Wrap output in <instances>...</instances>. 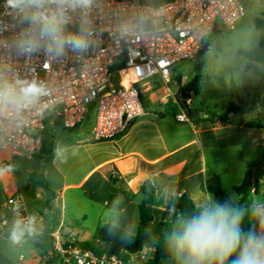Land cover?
I'll use <instances>...</instances> for the list:
<instances>
[{
	"label": "crops",
	"instance_id": "1",
	"mask_svg": "<svg viewBox=\"0 0 264 264\" xmlns=\"http://www.w3.org/2000/svg\"><path fill=\"white\" fill-rule=\"evenodd\" d=\"M170 81L162 83V88L169 90ZM151 82L142 87L148 85L150 90ZM142 87L140 93L145 100L153 101L154 92L145 96ZM261 92L264 95V84ZM146 108L122 133L102 141L92 140L93 121L89 119L74 129H64L53 121L42 138V147L50 151L42 168L43 179L55 193L47 205L43 187L31 179L37 167L35 160L23 152L0 149V166L15 165L12 173L0 178V220L5 214L7 197L18 193L25 214H40L44 232L53 238V245L91 242L106 249L98 232L105 209L117 196L124 198L126 214L137 225L138 205L145 201L152 216L150 229L155 233L165 228L162 223L167 220V200L161 185L173 184L177 196L185 194L194 203L196 198L207 195L203 184L210 175H218L222 188L229 194L228 189L236 193L234 187L250 171L253 188L243 203L264 200V128L221 125L206 120L203 110L206 116L199 120L178 122L175 114L185 112L180 106L181 110L173 113L164 106L160 111ZM57 149L61 153L59 158L55 155ZM107 173L119 179L121 191L108 180ZM149 174L156 178L152 186L147 183ZM244 227H249L247 220ZM158 252L162 250L146 248L124 264H152ZM42 262L40 249L33 241L14 247L1 233L0 264Z\"/></svg>",
	"mask_w": 264,
	"mask_h": 264
},
{
	"label": "clouds",
	"instance_id": "2",
	"mask_svg": "<svg viewBox=\"0 0 264 264\" xmlns=\"http://www.w3.org/2000/svg\"><path fill=\"white\" fill-rule=\"evenodd\" d=\"M94 4L95 0H3L0 35L10 33L9 44L17 57L39 54L58 61L72 53L82 58L94 43ZM257 43L249 30L238 38L223 37L218 44L206 40L201 78L233 93L264 84V57L255 63L250 58ZM48 95L49 89L36 79L0 69V129L25 125L32 111L42 114L46 109L42 98ZM55 155L59 158L60 150ZM14 170L13 164L0 166V178ZM147 183L154 185L156 178L149 174ZM160 188L167 200L166 227L160 233L147 228L144 236L145 247L162 250V264H264V200L241 203L238 193H230L221 201L208 191L195 199L191 210H180L175 186ZM12 211L5 237L11 246L43 234L39 213L22 214L15 203ZM246 220L249 227H244ZM102 227L112 240L125 244L135 240L138 225L128 218L122 196L105 209Z\"/></svg>",
	"mask_w": 264,
	"mask_h": 264
},
{
	"label": "built area",
	"instance_id": "3",
	"mask_svg": "<svg viewBox=\"0 0 264 264\" xmlns=\"http://www.w3.org/2000/svg\"><path fill=\"white\" fill-rule=\"evenodd\" d=\"M244 15L245 9L238 0H164L152 5L131 0H95L91 49L82 58L68 53L58 61L39 54L17 57L9 44L10 33L0 35V69L36 79L49 89V95L42 98L46 105L42 114L32 111L25 125H5L0 129V149L28 155L39 151L44 113L49 108L56 109L55 121L64 129L78 127L94 110L92 140L114 138L143 114L139 98L143 84L155 78L164 85L169 83L173 69L194 60L202 50L204 36L220 28H233ZM175 119L190 122L183 111L176 113ZM14 203L25 214L18 193L7 197L0 220L1 233L8 223L7 215L13 217ZM135 257L131 255V259ZM47 259L50 264H124L115 255H98L71 242L56 243Z\"/></svg>",
	"mask_w": 264,
	"mask_h": 264
},
{
	"label": "trees",
	"instance_id": "4",
	"mask_svg": "<svg viewBox=\"0 0 264 264\" xmlns=\"http://www.w3.org/2000/svg\"><path fill=\"white\" fill-rule=\"evenodd\" d=\"M201 52V51H200ZM199 52V53H200ZM264 57V33L254 51L250 54V58L253 62H257L258 58ZM260 84L255 86H248L246 91L243 92V95L238 96L237 102H228L226 110L222 114L216 113V111L209 112V102L213 100H219L223 98H227L231 95V91L225 88L222 84L218 85L216 88L209 86L205 83L200 82L199 77L194 75L193 78L186 84L185 87H179V98L180 92L186 89V95L188 100H192L193 97H198L197 107L200 110L206 112L207 117L206 120L211 122H216L221 125H238L246 128H264V110H257L256 108L264 106V95L259 90ZM239 93V92H238ZM237 93V94H238ZM139 98L143 108H146V100L144 96L140 93ZM178 105L181 109L185 111V113L190 117L188 110L183 105L182 101L177 100ZM247 111L255 112L256 114L263 113L262 117H257L256 119L243 117V114ZM192 121L199 120V117L190 118ZM50 151L41 146L40 150L36 153L30 155L36 162L37 167L31 174L32 182L35 185H39L43 187L46 193V201L47 205L49 200L55 196V193L48 189L47 185L43 179L42 168L44 164L49 159ZM108 180L115 185L120 191V183L119 179L114 176L112 173L106 174ZM250 171H247L240 184L234 187V191L239 194L241 198V203H243L250 191L253 188V185L250 181ZM204 190L206 193L211 191L215 198L218 200H224L229 196V194L222 188L221 181L218 175L212 174L210 175L203 184ZM1 193V186H0ZM177 200V207L180 210H191L194 207V203L192 200L185 194H181ZM8 223L11 222L12 216L7 215ZM152 221V216L149 213L145 201H141L138 205V229L137 235L133 242L130 243H120L119 241H115L110 239L103 227L99 229L98 239L100 243L106 245L105 248H99L95 246L91 242H71L73 244H77L81 247L91 249L94 253L100 255L102 253L112 254L117 256L124 262L131 260V255L138 256L142 253L145 247V236L144 230L150 228ZM7 225L5 226L2 235L6 237ZM162 226L166 227V223H162ZM33 244L40 249L41 257L43 258V264H50V260L47 259L49 256V252L54 251L53 238L47 233L43 232V234L37 238V240L33 241ZM53 255V254H52ZM152 264H162V253H156L152 260Z\"/></svg>",
	"mask_w": 264,
	"mask_h": 264
},
{
	"label": "rangeland",
	"instance_id": "5",
	"mask_svg": "<svg viewBox=\"0 0 264 264\" xmlns=\"http://www.w3.org/2000/svg\"><path fill=\"white\" fill-rule=\"evenodd\" d=\"M134 2L142 3V4H159L163 2L164 0H131ZM245 9V15L238 20L233 28L227 29V28H220L218 31L211 32L208 35L203 37V44L205 41H210L212 43H220L221 39L223 37H233L238 38L240 37L245 30H249L255 37L258 38V42L263 36L264 33V0H238ZM198 36H201V33L197 34ZM202 44V46H203ZM257 46V45H256ZM203 52L204 50H201V52L196 56V58L192 61H185L180 64H178L175 69L172 71L171 74V81L168 85V89L162 88V82L160 80L154 79L150 83V90H148V85H144L142 89H144L143 93L144 95L148 96L149 92H154V96L152 97L153 101H146L147 108H155L160 111L161 107L164 106L165 109L169 112H175L176 110H181L179 106H177V100H181L179 98V87L176 84L177 77H182V86L185 87L186 84L193 78L194 75H197L199 77L200 82L207 83L206 79L201 78L200 69L203 64ZM255 63V62H253ZM211 86V85H209ZM248 87V86H247ZM247 87L242 88L239 93H231L230 96L227 98L219 99V100H213L209 102V112L216 111L217 115L222 114L227 107L228 102H237L238 96L243 95V92L246 91ZM214 88V87H213ZM216 88V87H215ZM198 97H193L192 103L194 107H197L198 103ZM163 101L164 103H162ZM262 110H264V106L260 107ZM93 109V108H92ZM56 109L49 108L44 113V121H45V129L43 134L47 132L51 126L52 122L57 120V118L54 115V111ZM94 110H91L89 114V121L93 120L94 118ZM257 111V110H256ZM255 113V112H252ZM55 123V122H54ZM56 124V123H55ZM61 133H63L62 128L58 127ZM226 188L228 189V185H226ZM229 194L232 193L230 189H228Z\"/></svg>",
	"mask_w": 264,
	"mask_h": 264
},
{
	"label": "water",
	"instance_id": "6",
	"mask_svg": "<svg viewBox=\"0 0 264 264\" xmlns=\"http://www.w3.org/2000/svg\"><path fill=\"white\" fill-rule=\"evenodd\" d=\"M204 47H205V43L202 46V50H204ZM176 84L178 87L182 86L181 77H177ZM262 86L263 84H260V87H259L260 91H262ZM180 96H181V101L183 105H185V108L188 110L190 118L206 116V114L202 110L195 108L193 103L190 100H188L187 95H186V89L180 92ZM262 116H263V113L256 114L250 111H247L246 113L243 114V117L251 118V119H256L257 117H262ZM0 235H1V231H0Z\"/></svg>",
	"mask_w": 264,
	"mask_h": 264
},
{
	"label": "bare ground",
	"instance_id": "7",
	"mask_svg": "<svg viewBox=\"0 0 264 264\" xmlns=\"http://www.w3.org/2000/svg\"><path fill=\"white\" fill-rule=\"evenodd\" d=\"M122 83H123L124 85H126V77H123V78H122Z\"/></svg>",
	"mask_w": 264,
	"mask_h": 264
}]
</instances>
